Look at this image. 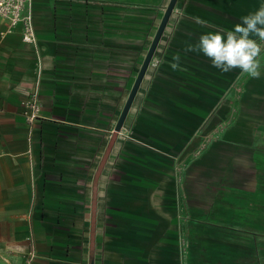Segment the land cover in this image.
<instances>
[{
    "label": "crops",
    "instance_id": "0c3cea01",
    "mask_svg": "<svg viewBox=\"0 0 264 264\" xmlns=\"http://www.w3.org/2000/svg\"><path fill=\"white\" fill-rule=\"evenodd\" d=\"M169 2L34 0V44L0 23V264H261L264 75L185 49L264 0H178L116 130Z\"/></svg>",
    "mask_w": 264,
    "mask_h": 264
},
{
    "label": "clouds",
    "instance_id": "9594fccd",
    "mask_svg": "<svg viewBox=\"0 0 264 264\" xmlns=\"http://www.w3.org/2000/svg\"><path fill=\"white\" fill-rule=\"evenodd\" d=\"M186 52L202 53L221 73L239 69L251 78L264 75V3L242 17L233 30L202 34L195 44H188ZM173 70L180 67V56H173Z\"/></svg>",
    "mask_w": 264,
    "mask_h": 264
},
{
    "label": "built area",
    "instance_id": "2783aa9c",
    "mask_svg": "<svg viewBox=\"0 0 264 264\" xmlns=\"http://www.w3.org/2000/svg\"><path fill=\"white\" fill-rule=\"evenodd\" d=\"M34 0H0V23H6L9 31L21 28L22 40L25 43L34 44L37 40L36 26L31 6ZM23 115L30 125L41 117L42 102L36 92L31 93L23 102ZM178 211L179 233L182 252L185 255L189 246V222L190 215L187 211L184 198L179 202ZM36 257L34 249L28 253L27 264H31Z\"/></svg>",
    "mask_w": 264,
    "mask_h": 264
},
{
    "label": "water",
    "instance_id": "95a60500",
    "mask_svg": "<svg viewBox=\"0 0 264 264\" xmlns=\"http://www.w3.org/2000/svg\"><path fill=\"white\" fill-rule=\"evenodd\" d=\"M177 1L178 0H170V2L168 4V7H167V9L165 11L163 19H162V21H161V23H160V25L158 27V30H157V32H156V34L154 36V39H153V41H152V43L150 45V48L148 50V53H147V55H146V57H145V59L143 61V64L141 66V69L139 71L137 79H136V81H135V83L133 85V88H132V90H131V92L129 94V97L127 99L126 105L124 107V110H123V112L121 114V117L119 119V122L117 124L116 130H119L121 128V126L123 125V122H124L128 112H129L131 104L134 101V98H135V96H136V94H137V92L139 90L141 82H142V80H143V78H144V76H145V74H146V72L148 70V67H149V65H150V63H151V61L153 59V56H154V53L156 51L157 45H158V43H159V41H160V39H161V37H162V35L164 33L166 25H167L172 13H173V10L175 8V5H176ZM91 244H92V251H91V254H90L89 264H94L93 241H92Z\"/></svg>",
    "mask_w": 264,
    "mask_h": 264
},
{
    "label": "rangeland",
    "instance_id": "374dc122",
    "mask_svg": "<svg viewBox=\"0 0 264 264\" xmlns=\"http://www.w3.org/2000/svg\"><path fill=\"white\" fill-rule=\"evenodd\" d=\"M262 57H264V54H262ZM253 82L258 85V87L260 88L259 90L264 89V81L256 82V80H253ZM263 143H264V141H263ZM246 205L248 206L249 204L247 203ZM246 252L248 253V248H246ZM229 260H231V259H229ZM246 260H249V258H247ZM253 260H254V264H258L256 261H258V262L260 261V259H258V258H253ZM261 264H264V258H261Z\"/></svg>",
    "mask_w": 264,
    "mask_h": 264
}]
</instances>
